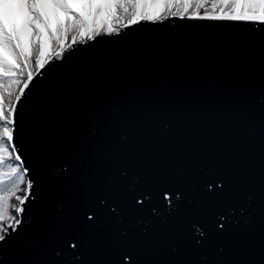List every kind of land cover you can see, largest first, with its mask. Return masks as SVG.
Masks as SVG:
<instances>
[{
	"label": "water",
	"instance_id": "obj_1",
	"mask_svg": "<svg viewBox=\"0 0 264 264\" xmlns=\"http://www.w3.org/2000/svg\"><path fill=\"white\" fill-rule=\"evenodd\" d=\"M142 16L21 87L0 264H264V14Z\"/></svg>",
	"mask_w": 264,
	"mask_h": 264
},
{
	"label": "rangeland",
	"instance_id": "obj_2",
	"mask_svg": "<svg viewBox=\"0 0 264 264\" xmlns=\"http://www.w3.org/2000/svg\"><path fill=\"white\" fill-rule=\"evenodd\" d=\"M98 1L100 0H93L94 4H97ZM212 1L217 0H148L144 4L141 3V0H103L98 8V19L95 17L96 14H86L79 7H75L70 19L61 23L55 28V31L51 30L49 37L52 47L50 50L41 37L40 41L32 47L33 53H29V48L26 51L20 48L21 52H23L21 57L17 56L15 52H8V54L12 55V59L9 57L0 59V67L14 66L17 69L16 74H8L11 79L8 78L4 84L10 89L4 87L3 91L5 94L2 98L0 97V130L3 123L8 126L7 119L11 117V110L21 87V82L29 73L34 72L39 58L42 57L44 60L62 42L65 43L68 39L84 36L86 33L97 32L102 29L109 31L118 28L120 21L123 23V20L135 13L151 16H155L157 13L160 16L165 11L176 10L181 5H183V11L188 9L197 12L198 8ZM234 1L229 0V2ZM107 6H109V12L106 15ZM3 17H5V13ZM9 127L11 128V125ZM9 142V139L3 137L0 133V217L4 218L10 215L9 206L12 205L11 200L17 191L23 189L21 178L17 174L18 166L9 158L12 155L11 149L8 148Z\"/></svg>",
	"mask_w": 264,
	"mask_h": 264
},
{
	"label": "trees",
	"instance_id": "obj_3",
	"mask_svg": "<svg viewBox=\"0 0 264 264\" xmlns=\"http://www.w3.org/2000/svg\"><path fill=\"white\" fill-rule=\"evenodd\" d=\"M103 0L95 7L96 18L98 19V8ZM7 5L12 10L10 27L16 29V37L21 46L28 50L36 44L40 37L44 35L49 50L51 30H55L65 21L75 7L82 8L83 12L88 13L93 6L92 0H0V48L7 54L15 52L20 55V50L15 40L10 36L9 27L4 23L2 12ZM17 6V7H16ZM109 12V6L106 9V15ZM7 38V39H6ZM16 68L13 66L0 68V97L5 94L3 89L7 87L4 83L9 78L8 74L15 73ZM7 89H10L7 87ZM1 158V154H0Z\"/></svg>",
	"mask_w": 264,
	"mask_h": 264
},
{
	"label": "bare ground",
	"instance_id": "obj_4",
	"mask_svg": "<svg viewBox=\"0 0 264 264\" xmlns=\"http://www.w3.org/2000/svg\"><path fill=\"white\" fill-rule=\"evenodd\" d=\"M147 1L148 0H141V3L144 4ZM182 7H183V5H181V7L177 8L174 11L182 12L183 11ZM169 11H165V12H169ZM196 11L198 13H202V12H218V13L231 12L232 14H244V13L264 14V0H262V1H259V0H235L234 2H229V0H217V1H212V2L207 3L203 7L198 8ZM139 16H142V15L135 13L134 15L130 16L129 18H135V17H139ZM0 59H7V56L1 50H0ZM42 61H43L42 57L37 60L38 64H40ZM26 81H27V78L24 79L21 84L23 85ZM7 123H8V126L5 123H3L2 128L0 130V133L3 137H8L9 133H10V127L9 126L11 124V120L7 119ZM11 160L15 164L14 160L13 159H11ZM23 185H25V183ZM26 192H27L26 189H24L23 191L21 190V191H19V194L13 198L14 199L13 204L15 206L18 207V203H16V202H20L23 199Z\"/></svg>",
	"mask_w": 264,
	"mask_h": 264
},
{
	"label": "built area",
	"instance_id": "obj_5",
	"mask_svg": "<svg viewBox=\"0 0 264 264\" xmlns=\"http://www.w3.org/2000/svg\"><path fill=\"white\" fill-rule=\"evenodd\" d=\"M24 189H26V191H27V185L26 184L23 185L22 191ZM18 194H19V192L17 193V195ZM17 195H15V196H17ZM21 201L20 202H16V203H18V207H17V206H15L13 204L14 203V199H12V205L10 206V210H9L10 211V215L8 217H6V218L0 219V236L3 235V233L6 230L8 224H10V223L15 224L18 221V219H19L18 212L21 209Z\"/></svg>",
	"mask_w": 264,
	"mask_h": 264
}]
</instances>
